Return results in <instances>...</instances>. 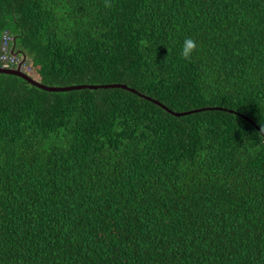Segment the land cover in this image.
<instances>
[{
  "label": "trees",
  "instance_id": "trees-1",
  "mask_svg": "<svg viewBox=\"0 0 264 264\" xmlns=\"http://www.w3.org/2000/svg\"><path fill=\"white\" fill-rule=\"evenodd\" d=\"M110 3L0 0L43 85L135 90L0 74V264H264V0Z\"/></svg>",
  "mask_w": 264,
  "mask_h": 264
},
{
  "label": "water",
  "instance_id": "water-1",
  "mask_svg": "<svg viewBox=\"0 0 264 264\" xmlns=\"http://www.w3.org/2000/svg\"><path fill=\"white\" fill-rule=\"evenodd\" d=\"M15 54H17V53H15ZM24 57H26V56L24 55ZM0 74L14 75V76L21 77L24 80L28 81L30 84H32L34 86H38V87L42 88V90H45L47 92L57 93V92H68V91H73V90H85V89L98 90V89H108V88H113V89L122 88V89L130 90V91L134 92V94H135V90L128 87L125 84L84 85V86H72V87H62V88H49V87L43 85V83H41L38 79L32 77L29 74L24 73L19 68L18 69H11V68H1L0 67Z\"/></svg>",
  "mask_w": 264,
  "mask_h": 264
},
{
  "label": "built area",
  "instance_id": "built-area-1",
  "mask_svg": "<svg viewBox=\"0 0 264 264\" xmlns=\"http://www.w3.org/2000/svg\"><path fill=\"white\" fill-rule=\"evenodd\" d=\"M13 37L9 30H6L0 38V67L1 68H21L22 71L31 72V67L22 61L21 58L13 54Z\"/></svg>",
  "mask_w": 264,
  "mask_h": 264
},
{
  "label": "clouds",
  "instance_id": "clouds-1",
  "mask_svg": "<svg viewBox=\"0 0 264 264\" xmlns=\"http://www.w3.org/2000/svg\"><path fill=\"white\" fill-rule=\"evenodd\" d=\"M105 7H111V3H110V0H105ZM5 32V31H4ZM3 35V34H2ZM14 39V38H13ZM15 40V39H14ZM13 43H14V41H13ZM14 48H13V54L14 55H16V56H18L19 58H21L22 59V61L24 62V63H26L27 65H30V67H31V69H34V68H32V66H31V64H28L27 63V60H26V57H24V54H22V53H20V52H17L16 50H15V46H13ZM197 49H198V45H197V43H196V41L194 40V39H192V38H186L185 40H184V43H183V47H182V51H181V55H182V57L185 59V60H191L192 59V56H193V53H195L196 51H197ZM15 53H17V54H15ZM16 69H18V68H16ZM20 70H21V68H19ZM22 71V70H21ZM24 73H26V74H29V75H31L32 77H34L32 74H31V72H25V71H23ZM34 78H36V77H34ZM36 79H38V78H36Z\"/></svg>",
  "mask_w": 264,
  "mask_h": 264
},
{
  "label": "rangeland",
  "instance_id": "rangeland-1",
  "mask_svg": "<svg viewBox=\"0 0 264 264\" xmlns=\"http://www.w3.org/2000/svg\"><path fill=\"white\" fill-rule=\"evenodd\" d=\"M27 67H30V65H27ZM31 74H32L34 77H37V78H38V75H37L36 70L32 69V70H31ZM125 85H126V84H125Z\"/></svg>",
  "mask_w": 264,
  "mask_h": 264
},
{
  "label": "crops",
  "instance_id": "crops-1",
  "mask_svg": "<svg viewBox=\"0 0 264 264\" xmlns=\"http://www.w3.org/2000/svg\"><path fill=\"white\" fill-rule=\"evenodd\" d=\"M37 78V77H36ZM28 82V81H27ZM29 83V82H28Z\"/></svg>",
  "mask_w": 264,
  "mask_h": 264
}]
</instances>
